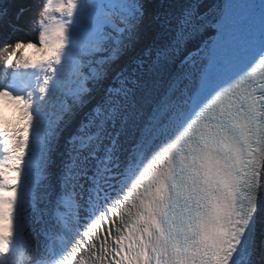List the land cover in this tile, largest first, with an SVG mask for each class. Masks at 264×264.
Returning <instances> with one entry per match:
<instances>
[{
    "label": "snow or ice",
    "instance_id": "1",
    "mask_svg": "<svg viewBox=\"0 0 264 264\" xmlns=\"http://www.w3.org/2000/svg\"><path fill=\"white\" fill-rule=\"evenodd\" d=\"M151 4L0 33V264H264V0Z\"/></svg>",
    "mask_w": 264,
    "mask_h": 264
},
{
    "label": "rangeland",
    "instance_id": "2",
    "mask_svg": "<svg viewBox=\"0 0 264 264\" xmlns=\"http://www.w3.org/2000/svg\"><path fill=\"white\" fill-rule=\"evenodd\" d=\"M18 0H14V2H13V4H12V7H11V9L9 10V13H8V15L4 18V20L2 21V23L0 24V27L10 18V13H11V11H12V9H13V6H14V4L17 2ZM154 2H155V5H156V3H157V1L158 0H153ZM155 5L152 7V6H150V11H154V7H155ZM22 17H23V19H22ZM21 17V20H25L26 21V19L25 18H27V16H22ZM29 20H31L30 18H28ZM25 26H24V29L25 28H28L29 29V25H26V24H24ZM38 30H37V32H38V35H39V28H37ZM17 38H20V37H17ZM20 39H22V38H20ZM29 41H31L32 43H35L36 45H37V48H39L40 47V45H39V43H38V37L36 38H32L31 37V39L29 40ZM28 41V42H29ZM25 43L27 42V41H24ZM11 43V42H10ZM0 44H1V42H0ZM0 48H2L1 46H0ZM37 48H23V49H21L20 50V52H18L17 53V56L19 57V56H21L22 55V57L24 58V57H29V56H31V55H36V54H44L42 51H38L37 50Z\"/></svg>",
    "mask_w": 264,
    "mask_h": 264
},
{
    "label": "trees",
    "instance_id": "3",
    "mask_svg": "<svg viewBox=\"0 0 264 264\" xmlns=\"http://www.w3.org/2000/svg\"><path fill=\"white\" fill-rule=\"evenodd\" d=\"M20 3L21 0H18L14 6L13 9L10 13V18L0 27V33H5V32H10L11 28H10V24H19V22L16 20V14L20 9ZM155 5V2L152 0V4L151 6L153 7Z\"/></svg>",
    "mask_w": 264,
    "mask_h": 264
},
{
    "label": "bare ground",
    "instance_id": "4",
    "mask_svg": "<svg viewBox=\"0 0 264 264\" xmlns=\"http://www.w3.org/2000/svg\"><path fill=\"white\" fill-rule=\"evenodd\" d=\"M13 2H14V0H3V4L4 5H6L7 6V9H8V13H9V10L11 9V7H12V4H13ZM159 4V0L157 1V3H156V5H158ZM156 5H155V7H154V11H156L157 10V8H156ZM8 15V14H7ZM4 20V19H3ZM2 20V21H3ZM2 21L0 20V22L2 23ZM26 24H29V23H27L28 21H27V19H26V21H24ZM0 23V24H1ZM28 29V28H27ZM37 28H33L32 26H30L29 27V34H30V36L31 37H38V32H37ZM30 38V37H29ZM24 59L25 60H28V58L27 57H24ZM13 122H11L9 125H8V128H11V127H13L14 126V124H15V121H16V119H14V120H12Z\"/></svg>",
    "mask_w": 264,
    "mask_h": 264
}]
</instances>
